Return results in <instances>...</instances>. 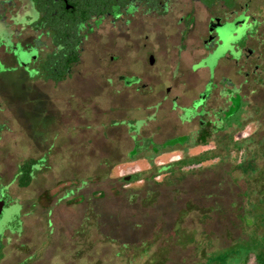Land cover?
Wrapping results in <instances>:
<instances>
[{
	"label": "rangeland",
	"instance_id": "rangeland-1",
	"mask_svg": "<svg viewBox=\"0 0 264 264\" xmlns=\"http://www.w3.org/2000/svg\"><path fill=\"white\" fill-rule=\"evenodd\" d=\"M170 21L161 30L164 50L147 66L150 78L161 71L150 90L107 86L102 66L110 56L144 61L106 20L82 44L81 63L66 81L0 87V235L22 226L5 243L0 264H218L219 251L264 240V50L242 97L228 107L214 95L206 106L201 99L180 120L199 105L206 114L180 124L178 106L196 99L202 87L194 84L207 75L188 74L200 56L190 51L180 59L179 77L191 87L171 78L179 33ZM196 21L205 23L199 9ZM218 53L193 70L207 62L212 69L224 55ZM222 66L233 72L232 63ZM243 80L234 77L237 85ZM229 86L210 80L207 90ZM168 88L167 99L156 103ZM174 96L179 101L171 107ZM203 133H209L205 143ZM26 160L36 164L21 188L19 165ZM245 214L256 218L251 226Z\"/></svg>",
	"mask_w": 264,
	"mask_h": 264
},
{
	"label": "flooded vegetation",
	"instance_id": "flooded-vegetation-1",
	"mask_svg": "<svg viewBox=\"0 0 264 264\" xmlns=\"http://www.w3.org/2000/svg\"><path fill=\"white\" fill-rule=\"evenodd\" d=\"M254 2L255 0H0V87H56L66 81L71 76L72 69L81 63L82 44L95 39L90 34H94V29L106 20L112 29L125 33L123 36L116 35L115 38L136 44L139 51L137 54L144 61L136 64L128 57L110 56V62H105L102 66L104 74H107V86L114 87L121 83L122 87H136V91L139 87H149L150 90L153 87L150 82L161 71L158 69L155 76L150 78L147 66L154 64L160 50H164V40L161 41L165 37L161 31L163 21L172 17L170 25L179 33V42L175 45V49L176 46L179 47L175 55L178 62L170 73L173 79H178L184 72L180 59L185 52L200 51L198 59L190 65L191 71H195L193 68L203 60L218 55L219 51L224 54L214 61L212 69L207 66L208 62L196 68L210 73L211 78L205 82L203 91L191 102L190 108L201 99L206 106L212 93L207 90L210 80L214 84L229 82L228 90L218 89L219 99L223 98L225 107H228L230 100L242 97L240 93L246 84L245 79L257 72V62L264 50L260 47L264 43V2L258 5ZM197 9L205 13L202 27L196 21ZM85 11L90 13L89 16ZM226 42L229 43V49L224 47ZM195 43L197 45H193ZM70 57H75L76 60L66 68ZM253 57L256 59L255 63L252 61ZM229 62L233 65L231 74L222 66L229 65ZM63 71L65 74L62 79L53 78V74ZM216 72H220L217 83L214 77ZM123 73L130 75L124 76ZM236 76L244 78L238 85L234 83ZM169 90L168 88L166 92ZM203 105L195 108V115L186 122L206 114ZM183 109L182 115L185 114ZM21 230L22 226L20 233ZM20 233L5 229L0 235V252L5 243L10 242V235Z\"/></svg>",
	"mask_w": 264,
	"mask_h": 264
},
{
	"label": "trees",
	"instance_id": "trees-1",
	"mask_svg": "<svg viewBox=\"0 0 264 264\" xmlns=\"http://www.w3.org/2000/svg\"><path fill=\"white\" fill-rule=\"evenodd\" d=\"M88 13L89 12L85 11ZM76 60L75 57L69 58L67 60L66 68L71 66V63ZM65 72H60L58 74H53V78L62 79ZM209 133H203L199 135V141L203 143L206 142ZM36 164L34 160H26L19 165L17 185L18 187H27L33 177L32 165ZM260 177H254L255 180H259ZM262 201L264 202V188L262 189ZM255 217L245 214L243 216L244 223L251 226L255 222ZM215 259H219L221 263L218 264H264V240L260 239H250L246 240L244 243H238L234 246L223 249L213 256Z\"/></svg>",
	"mask_w": 264,
	"mask_h": 264
},
{
	"label": "crops",
	"instance_id": "crops-1",
	"mask_svg": "<svg viewBox=\"0 0 264 264\" xmlns=\"http://www.w3.org/2000/svg\"><path fill=\"white\" fill-rule=\"evenodd\" d=\"M186 71V70H185ZM189 73V75L190 76H192V75H203V74H206L207 76H206V78H207V80L209 79V74L206 72V71H204V72H202L201 70H195V71H191L190 69H188L187 70ZM201 72V73H200ZM183 74V73H182ZM171 76V75H170ZM179 80H180V82L178 83L179 85H178V87H191V86H189V85H191V84H188V82H186V81H184V80H181V78L179 77ZM201 83L204 85L205 83H203V82H199V83H196V84H194L195 85V87H202V89L200 90V91H198L197 93H195V95H196V99H197V96H198V94L199 93H201V91H203V89H204V87H203V85L201 86ZM219 88H221V87H219ZM186 91V90H185ZM166 92V91H165ZM167 93H169V92H166V93H164L161 97H160V99H157V101H156V103L157 102H159L160 104H162V102L163 101H165L166 99H167ZM211 95H214L213 96V98L214 99H216V100H220L219 99V97H218V89L216 88V89H213L212 90V93H211ZM179 97H177V96H174V97H172V99L170 100L171 101V107H174V105L176 106L177 104H178V101H179V99H178ZM195 99V100H196ZM161 101V102H160ZM193 101V100H192ZM191 101V102H192ZM180 102H184V100L182 99V100H180ZM191 102H190V104L189 105H187V106H184V105H179L178 106V108L180 109L179 110V113H178V116H177V118H178V121H179V123L180 124H190V123H192V121H190L189 123L188 122H186V120L184 119V120H180L181 118H182V110L181 109H183V108H190L191 107ZM150 113V112H149ZM149 113H148V115H149ZM134 121H139V120H135L134 119ZM183 137H185V136H183ZM173 138V137H172Z\"/></svg>",
	"mask_w": 264,
	"mask_h": 264
}]
</instances>
